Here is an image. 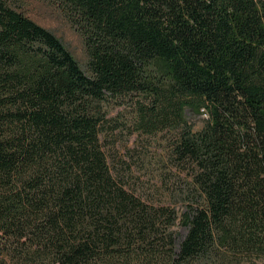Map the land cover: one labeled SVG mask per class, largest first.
I'll list each match as a JSON object with an SVG mask.
<instances>
[{"label":"trees","instance_id":"trees-1","mask_svg":"<svg viewBox=\"0 0 264 264\" xmlns=\"http://www.w3.org/2000/svg\"><path fill=\"white\" fill-rule=\"evenodd\" d=\"M50 1L86 72L0 0V264H264V0ZM129 130L172 135L180 215L109 160Z\"/></svg>","mask_w":264,"mask_h":264},{"label":"rangeland","instance_id":"rangeland-1","mask_svg":"<svg viewBox=\"0 0 264 264\" xmlns=\"http://www.w3.org/2000/svg\"><path fill=\"white\" fill-rule=\"evenodd\" d=\"M12 5L25 16L53 33L72 54L86 72L87 56L82 36L70 25L60 10L50 0H10ZM122 111V107L111 106L112 117ZM129 112L119 119L129 118ZM125 114V115H124ZM186 120L194 131L203 127L206 115H193L186 111ZM118 119V118H117ZM131 131V130H129ZM117 135L114 142H107L109 160L119 167L127 185L142 197L151 196L155 203L168 205L180 215L184 211L185 188L189 179L175 167L170 155L171 134L164 132L156 136H146L134 131ZM112 139V138H111ZM113 144V145H112ZM111 146H113L111 148ZM130 169V170H128ZM177 244L186 234V228L175 227Z\"/></svg>","mask_w":264,"mask_h":264}]
</instances>
